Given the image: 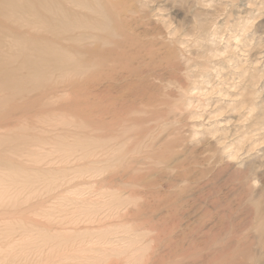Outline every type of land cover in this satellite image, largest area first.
Listing matches in <instances>:
<instances>
[{"label": "rangeland", "instance_id": "obj_1", "mask_svg": "<svg viewBox=\"0 0 264 264\" xmlns=\"http://www.w3.org/2000/svg\"><path fill=\"white\" fill-rule=\"evenodd\" d=\"M0 264H264V0H0Z\"/></svg>", "mask_w": 264, "mask_h": 264}, {"label": "bare ground", "instance_id": "obj_2", "mask_svg": "<svg viewBox=\"0 0 264 264\" xmlns=\"http://www.w3.org/2000/svg\"><path fill=\"white\" fill-rule=\"evenodd\" d=\"M5 1V0H4ZM3 2V1H2ZM4 3V2H3ZM13 4V3H12ZM4 8V7H3Z\"/></svg>", "mask_w": 264, "mask_h": 264}]
</instances>
